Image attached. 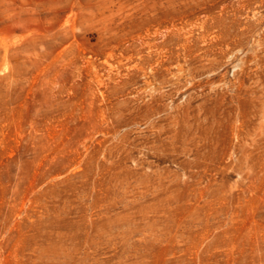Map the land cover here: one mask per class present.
<instances>
[{
  "label": "rangeland",
  "instance_id": "obj_1",
  "mask_svg": "<svg viewBox=\"0 0 264 264\" xmlns=\"http://www.w3.org/2000/svg\"><path fill=\"white\" fill-rule=\"evenodd\" d=\"M0 264H264V0H0Z\"/></svg>",
  "mask_w": 264,
  "mask_h": 264
}]
</instances>
